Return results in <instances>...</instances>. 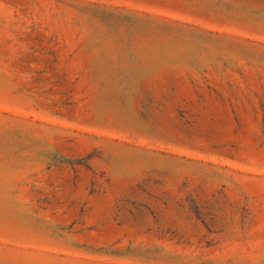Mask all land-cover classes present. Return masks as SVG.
Here are the masks:
<instances>
[{
    "label": "rangeland",
    "instance_id": "374dc122",
    "mask_svg": "<svg viewBox=\"0 0 264 264\" xmlns=\"http://www.w3.org/2000/svg\"><path fill=\"white\" fill-rule=\"evenodd\" d=\"M0 264H264V0H0Z\"/></svg>",
    "mask_w": 264,
    "mask_h": 264
}]
</instances>
